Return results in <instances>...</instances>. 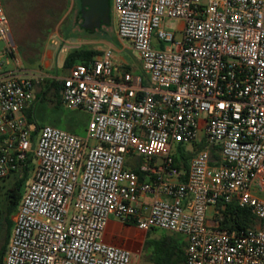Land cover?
<instances>
[{"label":"built area","instance_id":"2783aa9c","mask_svg":"<svg viewBox=\"0 0 264 264\" xmlns=\"http://www.w3.org/2000/svg\"><path fill=\"white\" fill-rule=\"evenodd\" d=\"M111 1L144 77L116 76L110 47L74 65L60 102L88 115L86 135L46 125L34 147L36 75L0 7V179L34 160L3 264H131L103 241L110 217L184 236L185 264H264V0ZM168 18L182 21L179 39ZM200 143L182 170L178 146ZM218 203L248 209L254 225L220 228Z\"/></svg>","mask_w":264,"mask_h":264},{"label":"rangeland","instance_id":"374dc122","mask_svg":"<svg viewBox=\"0 0 264 264\" xmlns=\"http://www.w3.org/2000/svg\"><path fill=\"white\" fill-rule=\"evenodd\" d=\"M2 3L14 43L13 48L18 52L16 56L19 58L22 68L41 71L44 62L48 60L46 57L47 52L65 58L73 49L84 47L102 51L110 47L114 62L126 65L127 71L134 75L141 76L143 74L140 61L136 53L130 49L129 43H122L116 37V22L112 11V1L110 2V24L95 29L93 33H88L78 26L76 21L77 0H2ZM163 26L166 31L174 33L176 39L180 38L181 20L168 18L164 21ZM52 41L57 42V45L53 44ZM2 47L3 43L0 42V50ZM63 49L66 50L61 51ZM62 64V60L52 59L50 62L51 72L61 75L62 71L65 70L61 68ZM40 85V83H34L35 89L38 90ZM87 123L88 115L84 111L68 110L62 104H58L52 96H47L45 101L35 103L29 128L34 130L35 127L48 125L85 137ZM36 138L37 134L34 137L33 147L36 144ZM90 144H92V141H90ZM179 147L186 153L195 151L193 147L183 145L178 146L177 153ZM21 177L18 174H11L4 179H0V247L5 242L8 232L11 234L12 228L9 230L8 221L16 215L18 206L30 182V177L27 180L20 181ZM17 182L19 183L17 194L21 195V199L18 206L10 212L9 207H12L13 198L9 196V193ZM206 214L208 217H213V208L210 207ZM167 233L164 230L149 231V243L157 237L167 235ZM172 235L174 238L184 237L174 233ZM149 260V257L148 259L145 256L138 258V255H133L131 264H155Z\"/></svg>","mask_w":264,"mask_h":264},{"label":"crops","instance_id":"0c3cea01","mask_svg":"<svg viewBox=\"0 0 264 264\" xmlns=\"http://www.w3.org/2000/svg\"><path fill=\"white\" fill-rule=\"evenodd\" d=\"M2 6H3V3H2V0H0V7ZM10 37H11V33H10ZM11 42L13 45L14 43H13L12 37H11ZM98 52L99 54H101L102 51H98ZM16 53L18 52L15 51V54ZM46 57L48 60L44 62L43 68L41 71L37 69L32 70V69L23 68L26 71L33 72L34 75H36L35 83L41 84L38 90H36L34 87V100L32 104L25 110V112L27 111V113H25V116L27 119L28 126L31 121V116L34 110L35 103L37 102L35 100V96L37 94L42 93L44 95V101H45L47 96L48 97L52 96L56 100L57 98L55 96L56 94H58V99L60 101L62 80L66 76H68L69 71L71 69V68L63 67V64H62L61 68L65 69L64 71H62V74L61 75L53 74L50 69L51 60L60 59L64 63L65 58L61 57L60 55H55L51 52H47ZM124 72H128L127 66L124 64H119L117 62H114V74L118 77H121V75ZM141 76L144 77L143 74ZM48 80L60 83L59 84L60 89L58 90V92L55 89L48 91V86H49ZM143 82L145 83V86H148V81L146 80V78H144ZM145 199L150 200V197H146ZM148 234H149V231H142L132 224H124L120 222L119 220H117L116 218L110 217L107 223V226L104 230V233H103V241L107 244H111V245L118 246V247L129 250L132 253V256L138 255V258H140L141 256H145L147 259L149 257L150 259L149 261H152V262H153V259L156 258L158 250L163 249L166 251V255H168L169 257L167 264H171V263L172 264H185V249H186L185 237H179V238L175 237L174 238L172 233L168 232L167 235L157 237L155 238V240L153 239L152 242L149 243ZM147 247H148V250H147ZM2 264H3V260H2Z\"/></svg>","mask_w":264,"mask_h":264},{"label":"trees","instance_id":"16d2710c","mask_svg":"<svg viewBox=\"0 0 264 264\" xmlns=\"http://www.w3.org/2000/svg\"><path fill=\"white\" fill-rule=\"evenodd\" d=\"M77 2H78V11L76 13V18H77L76 21L78 22V26L80 28V25H79V22L81 21L80 14H79L80 3H79V0H77ZM110 10H111V7H110ZM85 31L88 33H93L95 30L94 31L85 30ZM98 54L99 52L94 49H86L84 47L73 49L66 55L64 59L63 67L71 68L76 64L85 63L91 60L93 57H95ZM48 83H49L48 91L55 89L58 92V90L60 89L59 82L48 80ZM143 86H145L144 82H143ZM55 97L57 98L56 102L58 104H61V102L58 99V94H56ZM35 100L44 101V95L42 93L37 94L35 96ZM25 113H27V111ZM38 129H40V127H35L34 131L32 132V139H34ZM202 146L203 144L200 143L199 145L194 147L195 151L202 148ZM194 152L186 153L182 151L181 148L179 147V151L178 153H176L174 157L175 163L182 170L186 171L188 168V162L190 158L193 156ZM33 168H34V160H33L32 155L29 154L23 166L22 177L20 178V181L29 179ZM18 188H19V183L17 182L15 183L14 188L9 193V196L13 198L11 202L12 207H9L10 212L13 211L18 206L19 201L21 199V195L17 194ZM215 209L217 211V214L215 215L214 220L219 224L220 228L227 229L230 232L240 233L242 231H245L248 228H251L254 225V218L252 217L248 209H241L234 204H227L225 206H222L220 203H218ZM12 227H13V219L8 221L9 230H11ZM9 234L10 233L8 232L5 242L0 247V264H2V260L5 255L6 249H7ZM168 259L169 257L168 255H166V251L163 249H159L156 255V258L153 259V262L155 264H167Z\"/></svg>","mask_w":264,"mask_h":264},{"label":"water","instance_id":"95a60500","mask_svg":"<svg viewBox=\"0 0 264 264\" xmlns=\"http://www.w3.org/2000/svg\"><path fill=\"white\" fill-rule=\"evenodd\" d=\"M80 28L94 31L110 24V0H79Z\"/></svg>","mask_w":264,"mask_h":264},{"label":"flooded vegetation","instance_id":"af4514ba","mask_svg":"<svg viewBox=\"0 0 264 264\" xmlns=\"http://www.w3.org/2000/svg\"><path fill=\"white\" fill-rule=\"evenodd\" d=\"M81 21L79 22V25H80Z\"/></svg>","mask_w":264,"mask_h":264}]
</instances>
